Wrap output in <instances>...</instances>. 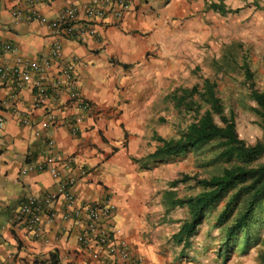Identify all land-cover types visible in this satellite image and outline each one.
<instances>
[{
	"label": "crops",
	"instance_id": "1",
	"mask_svg": "<svg viewBox=\"0 0 264 264\" xmlns=\"http://www.w3.org/2000/svg\"><path fill=\"white\" fill-rule=\"evenodd\" d=\"M26 1L0 0V40L13 43L16 56L24 60L47 55L51 45L60 41L62 55L76 54L82 61L77 66V85L93 110L74 135L65 127L41 130L43 112L33 107V80L18 87L14 80L0 76V116L4 119L0 128V263L102 264L81 252L77 240L80 227L72 223L57 218L45 224L41 239L31 237L22 225L11 224L14 210L25 197L55 189L56 182L49 172L35 168L43 160L45 138L50 137L64 157H74L65 174L76 181L73 193L78 202L99 200L112 192L117 235L128 241L141 264H160L162 256L155 243L158 246L161 238L143 236L146 234L141 219L135 216L137 191L130 183L143 176L137 171L138 166L143 168L126 149L133 151L142 142V135L135 139L129 135L124 144V134L143 133L145 107H151L156 88L174 83L176 69L187 62L183 54L187 48L186 31L197 23L186 17L191 9L201 8L200 3L188 1L205 0H168L160 9V19L151 13L143 15V10L130 12L117 25H97V37H87L84 43L61 38L38 21L15 22L12 10L26 8ZM35 1L39 13L53 17L70 0ZM154 3L162 7L163 0ZM173 14L182 17L173 20ZM13 57L7 53L2 59L8 63ZM56 73L57 69L51 67L47 80ZM21 113L30 117L29 123L22 122ZM61 201L55 206L58 211ZM157 234L160 237L159 229Z\"/></svg>",
	"mask_w": 264,
	"mask_h": 264
},
{
	"label": "rangeland",
	"instance_id": "2",
	"mask_svg": "<svg viewBox=\"0 0 264 264\" xmlns=\"http://www.w3.org/2000/svg\"><path fill=\"white\" fill-rule=\"evenodd\" d=\"M154 2L143 8L142 14L151 13L160 19V9L169 1H163L162 7ZM192 2L200 3L201 8L191 9L186 17L187 21L197 23L190 31L184 29L188 36L183 53L187 62L176 69L174 83L156 88L151 107H145L143 133L124 134V144L129 135L133 139L142 135V142L133 151L126 149L143 168H137L143 173L140 179L130 180L138 196L135 216L141 219L144 237L161 238L158 246L155 243L157 253L162 256L160 264H264V203L254 210L244 230L226 238V229L245 209L247 195L237 199L236 207L235 203L231 206L232 213L223 217L226 202L240 185L205 209L197 233L185 248L186 256H181V245L173 239L182 222L189 218L188 207L174 203L203 190L197 179L208 178L229 165L218 157L217 141L177 155L141 160L155 150L158 137L178 138L205 112L209 89L219 99L223 114L235 121L240 138L247 144L263 138L264 123L255 110L250 91L251 88L264 91V0L188 1ZM210 2L221 3L234 11L215 12L207 7ZM171 17L178 20L182 16ZM247 68L250 77L246 75ZM215 120L221 123L219 116ZM262 161L264 156L256 160Z\"/></svg>",
	"mask_w": 264,
	"mask_h": 264
},
{
	"label": "built area",
	"instance_id": "3",
	"mask_svg": "<svg viewBox=\"0 0 264 264\" xmlns=\"http://www.w3.org/2000/svg\"><path fill=\"white\" fill-rule=\"evenodd\" d=\"M153 1L70 0L57 15L48 17L36 10L35 0H28L26 8L13 9L11 14L15 22L38 21L61 38L84 43L87 37H97V25H117L128 13L140 12ZM61 49L62 45L57 40L47 55L24 60L16 56L17 48L13 43L0 40V76L14 80L18 87L33 80L36 88L33 107L43 112L41 130L65 127L74 135L92 112L93 105L77 85V66L82 63L80 57L76 54L62 55ZM7 53L15 55L8 63L2 59ZM51 67H55L57 73L48 81L47 73ZM20 115L23 123L30 122L27 114ZM3 125L4 119L0 116V128ZM45 142L43 160L35 168L49 172L56 182L55 189L25 197L14 210L11 224L22 225L31 237L41 239L44 225L59 218L63 223L80 227L77 234L79 247L91 260L102 264H141V259L132 254L128 241L115 231L113 193L108 192L102 199L92 202H78L73 193L76 181L65 174L74 157H64L52 138L46 137ZM60 199L61 210L58 211L55 206Z\"/></svg>",
	"mask_w": 264,
	"mask_h": 264
},
{
	"label": "trees",
	"instance_id": "4",
	"mask_svg": "<svg viewBox=\"0 0 264 264\" xmlns=\"http://www.w3.org/2000/svg\"><path fill=\"white\" fill-rule=\"evenodd\" d=\"M207 7L222 14L234 11L215 2H210ZM246 75L251 76L248 68ZM250 95L256 104L255 110L264 123V91L260 92L251 88ZM206 103L208 107L205 112L191 122L178 138L166 140L158 137L159 144L155 150L141 159L169 157L204 143L217 141L218 157L229 163L223 166L219 173L212 174L208 178L197 179V184L203 188L202 191L174 203L187 206L189 211V218L184 220L178 231L173 234V239L181 245V256H186L185 248L197 233L205 209L237 185L240 187L226 202L223 217L232 213L231 206L235 203L234 207H236L237 199L247 195L246 205L226 229L227 239L244 230L254 210L264 203V161L256 162L264 156V134L262 139L253 144H247L239 137L233 118L223 114L222 105L211 89L208 90ZM215 116H219L220 124L216 122Z\"/></svg>",
	"mask_w": 264,
	"mask_h": 264
}]
</instances>
